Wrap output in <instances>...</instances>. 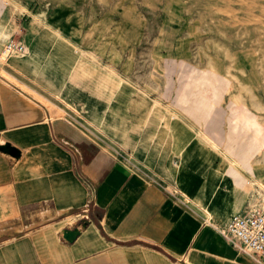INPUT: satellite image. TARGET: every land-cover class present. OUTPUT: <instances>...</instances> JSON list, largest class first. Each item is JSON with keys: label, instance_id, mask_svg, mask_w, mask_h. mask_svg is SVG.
Returning a JSON list of instances; mask_svg holds the SVG:
<instances>
[{"label": "crops", "instance_id": "0c3cea01", "mask_svg": "<svg viewBox=\"0 0 264 264\" xmlns=\"http://www.w3.org/2000/svg\"><path fill=\"white\" fill-rule=\"evenodd\" d=\"M12 1L0 0V55L33 16ZM37 55L19 59L38 65ZM189 66L205 83L194 89L165 80L159 107L130 129V167L98 156L87 164L70 129L59 135L79 141L81 161L67 159L56 171L54 158L44 169L30 156L42 141L54 149L49 108L0 71V144L22 151L19 160L0 152V225L15 223L0 232V264H264L226 237L231 217L252 200L250 180H262V117L234 104L225 69ZM74 228L79 236L64 240L62 232Z\"/></svg>", "mask_w": 264, "mask_h": 264}, {"label": "rangeland", "instance_id": "374dc122", "mask_svg": "<svg viewBox=\"0 0 264 264\" xmlns=\"http://www.w3.org/2000/svg\"><path fill=\"white\" fill-rule=\"evenodd\" d=\"M22 1L23 12L33 16L17 28L23 38L6 43L23 44L41 62L31 65L13 54L0 59V71L50 110L54 149L42 141L30 154L44 169L53 158L55 171L67 159L81 161L79 141L69 142L73 136L81 137L87 164L98 156L130 167V129L142 127L144 111L159 107L165 80L194 89L205 83L196 71L191 77V64L193 70L225 69L234 104L260 115L264 128V0ZM31 31L36 36L28 39ZM175 52L182 54L178 61L170 57ZM70 129L65 142L59 131ZM257 164L262 180H250V203H264V134ZM14 224H1L0 232Z\"/></svg>", "mask_w": 264, "mask_h": 264}, {"label": "built area", "instance_id": "2783aa9c", "mask_svg": "<svg viewBox=\"0 0 264 264\" xmlns=\"http://www.w3.org/2000/svg\"><path fill=\"white\" fill-rule=\"evenodd\" d=\"M25 53L23 44L11 40L4 45L1 56ZM226 237L239 251L264 261V203L261 200L252 202L242 212L232 216Z\"/></svg>", "mask_w": 264, "mask_h": 264}, {"label": "water", "instance_id": "95a60500", "mask_svg": "<svg viewBox=\"0 0 264 264\" xmlns=\"http://www.w3.org/2000/svg\"><path fill=\"white\" fill-rule=\"evenodd\" d=\"M0 152L7 156H10L15 160H19L22 157V151L18 147L12 145L10 142L0 144ZM79 234V228L65 229L62 232L64 240L68 242H73L79 236Z\"/></svg>", "mask_w": 264, "mask_h": 264}, {"label": "bare ground", "instance_id": "6f19581e", "mask_svg": "<svg viewBox=\"0 0 264 264\" xmlns=\"http://www.w3.org/2000/svg\"><path fill=\"white\" fill-rule=\"evenodd\" d=\"M194 1V0H193ZM200 5V4H199ZM263 10V9H262ZM221 11V10H220ZM264 11V10H263ZM262 11V12H263ZM245 14V13H244ZM230 16V15H229ZM236 20V19H235ZM252 36V35H251ZM27 51V50H26ZM23 55V54H22ZM260 180L256 179L255 181H253V185L256 184V182H259ZM259 195V194H258Z\"/></svg>", "mask_w": 264, "mask_h": 264}]
</instances>
